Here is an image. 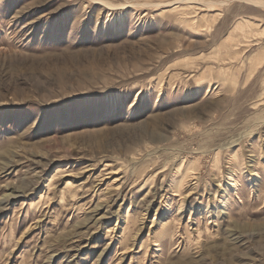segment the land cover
Instances as JSON below:
<instances>
[{
    "label": "rangeland",
    "instance_id": "obj_1",
    "mask_svg": "<svg viewBox=\"0 0 264 264\" xmlns=\"http://www.w3.org/2000/svg\"><path fill=\"white\" fill-rule=\"evenodd\" d=\"M262 3L0 0V264H264Z\"/></svg>",
    "mask_w": 264,
    "mask_h": 264
},
{
    "label": "bare ground",
    "instance_id": "obj_2",
    "mask_svg": "<svg viewBox=\"0 0 264 264\" xmlns=\"http://www.w3.org/2000/svg\"><path fill=\"white\" fill-rule=\"evenodd\" d=\"M211 2V1H210ZM262 6H264V3H262Z\"/></svg>",
    "mask_w": 264,
    "mask_h": 264
}]
</instances>
